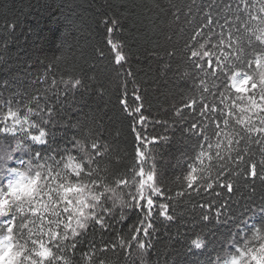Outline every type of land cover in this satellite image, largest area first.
Instances as JSON below:
<instances>
[{"label": "trees", "instance_id": "trees-1", "mask_svg": "<svg viewBox=\"0 0 264 264\" xmlns=\"http://www.w3.org/2000/svg\"><path fill=\"white\" fill-rule=\"evenodd\" d=\"M210 2L218 23L209 32L204 27V16ZM229 2L230 8L225 0H0V127L12 123L11 118L4 121L8 107L5 101L14 100V110L19 105L22 115L23 105L28 103L26 96L44 93L52 98L49 103L56 111L46 129L48 143L33 144L34 151L49 154V147L67 148L70 153L62 152L61 156L66 163H76L80 153L72 149V140L83 141L87 137L89 151L93 141L103 145L100 149L103 157L92 167L101 169L100 176L105 182L121 176L128 178L127 174L139 172V165L145 172L154 171L157 186L165 190L163 196L156 198L151 218L135 202L122 210L118 204L116 219H108L110 229L101 232L97 228L93 232L89 228L87 240L98 247L102 248L104 242L129 241L135 228H147L150 235L141 234L140 240L152 247L147 249L144 264H208L209 260L215 264L218 255L243 248L248 239L246 230L236 227L233 220L259 226L264 183L238 173L247 164H259L264 158L261 151L264 144L247 141L235 144L239 139L236 134L244 135L242 126L235 121L244 113L232 108L234 115L228 117L229 124L225 126L219 109L223 108L226 114L233 96L226 93L228 98L221 105L222 97L211 87V79L197 71L189 59L191 50L200 51L202 44L204 50L219 54L212 45L219 43L222 33L227 35L226 19L232 31L237 26L243 31L247 13L258 14L260 0H252L255 7L249 9H245L241 0ZM241 11L245 15L238 21ZM250 25L256 28L259 21H251ZM108 28L113 31L108 32ZM117 51L125 55L124 61L117 63ZM76 78L82 81L78 89L63 83ZM53 80L58 86L51 84ZM206 88L210 91L206 92ZM193 99L197 103L186 108ZM204 103H216L214 122L201 115ZM192 123L203 126V136L188 131ZM217 124L221 136L212 134ZM200 131L198 127L196 132ZM0 135L9 137L0 143L15 146L11 134ZM252 135L254 139H262L259 134ZM229 141L233 143L229 145ZM245 148L251 151H243ZM238 150L251 159L247 164L241 163L226 181L234 185L229 193L217 186L216 169L224 166L232 171ZM140 151L150 154L147 165L141 164ZM202 152L204 166H213L210 173L213 189L188 192L185 177L191 167L197 166L196 158ZM217 152L223 160L217 159ZM69 154L76 160L68 161ZM21 158L28 157L23 152L14 153L9 167H16L15 159ZM207 179L204 176L197 187L206 188ZM83 182L89 183L86 179ZM124 191L134 192L135 188ZM182 192L188 194L179 195ZM124 199L130 201L131 197L126 195ZM160 204H168L166 212L173 217L171 221L156 214ZM203 215L209 219L202 220ZM198 236L206 248L192 246L191 241ZM82 249L89 251L87 242ZM131 253L135 264H141L136 260V242ZM102 258L106 264H132L120 248Z\"/></svg>", "mask_w": 264, "mask_h": 264}, {"label": "snow or ice", "instance_id": "snow-or-ice-1", "mask_svg": "<svg viewBox=\"0 0 264 264\" xmlns=\"http://www.w3.org/2000/svg\"><path fill=\"white\" fill-rule=\"evenodd\" d=\"M241 3L245 9L255 7L252 0H241ZM225 5L231 7L229 0H225ZM208 7L209 11L204 16L206 22L204 27L210 32L211 26L218 23V17L213 15L211 2ZM239 8L240 5H237L238 10ZM244 15L245 12L241 11L237 20H241ZM247 15L248 19L243 20V31L239 26L232 31L229 20H225V25L229 28L227 35L222 33L219 43L212 45L219 54L216 51L204 50L205 45L202 44L201 50H191L189 57L194 68L211 79V87L216 88L219 96L222 97L219 101L221 105L228 98L226 93L233 96L232 104L226 114L223 108L219 109L223 114V124L225 126L229 124L228 117L234 115L232 108H237L244 113L235 121L242 126L244 133L242 136L239 133L236 134L239 136V139L235 140L237 145L243 141L264 144V0H260L257 15H253L250 11ZM251 21H259V25L253 28L250 25ZM107 31L112 32L113 29L108 28ZM109 43L111 44L112 41ZM113 47L115 48V45ZM115 59L119 63L125 60V55L117 51ZM63 83L77 89L82 85V81L78 78L63 81ZM200 83L204 84L205 81L201 79ZM51 84L58 86L55 80ZM205 91L210 89L206 88ZM26 99L28 103L23 105L25 111L22 115L19 112V105H15L14 110V100L4 102L8 105L4 121L11 118L12 123L10 125L4 123V126L0 127V134H11L10 138L15 140V146L0 143V253H11L8 264H106L102 257L120 248L123 254L132 260V264H135L131 249L133 242H136L138 249L136 260L144 264L147 249L152 247L150 243L140 240L141 234L145 237L150 235L147 228H135L129 241L121 240L119 244L104 242L102 248L93 241L87 240V236L89 228L93 229V232L97 228L103 232L112 227L108 219H116L114 213L118 204L122 210L134 206L133 202H135V206L146 211L151 218L157 203L156 198L165 193L164 189L157 186L156 173L151 170L145 172L144 167L137 165L138 173H129L128 178L121 176L119 179L105 182L100 176L101 169L92 167L93 164H97L98 159H102L103 153L100 149L103 145L93 141L89 151L87 137L83 141L75 138L72 140V149L80 153L79 161L76 163H66L61 156L62 152L70 153L67 148L49 147V154L34 151L33 144L48 143L46 137L49 136V132L46 129L52 124L56 109L49 103L52 98L44 93L28 95ZM196 103L193 99L185 107L192 108ZM200 112L210 122H214L212 114L217 112V105L204 103ZM177 114L179 115V111ZM198 127H201L199 133L196 132ZM219 128L220 125L217 124V130L212 134L221 136L222 132ZM188 131L193 135L203 136L204 134L203 126L197 123H192ZM253 133L259 134L262 139H254ZM7 139H9L8 136L0 135V140ZM232 143L229 141V145ZM216 147L218 149L220 145L217 144ZM210 148L211 145H209ZM243 151L251 150L245 148ZM17 152H23L28 158L17 161L20 167H9L8 162L14 159V153ZM203 155L202 152L197 156L196 160L199 163L196 167H191L185 177L188 192L213 189V184L210 182L213 166H204L201 159ZM57 156L61 158L58 160ZM139 156L141 164L147 165L150 154L140 151ZM216 156L218 160L224 159L219 152ZM209 159L211 160V157ZM249 159L251 156L246 158L238 150L234 157L235 168L232 171H227L224 166L216 169L217 186L226 188L231 193L234 185L226 181L232 177L241 163L247 164ZM73 160L76 158L69 154L68 161ZM85 168L88 169L86 173ZM258 168L261 171L258 172ZM226 171L227 175H225ZM238 175L253 180L258 178L261 183H264V158L259 164L256 162L247 164L244 171ZM204 176L209 177L204 180L206 188L203 186L198 188ZM85 179L89 181L88 184L83 182ZM129 188H135V191H124ZM188 192H182L179 195H187ZM126 195L131 197L130 201L124 199ZM59 205L62 207H58ZM207 207L211 208L212 205ZM224 207L221 206L222 209ZM167 208L168 204H160L156 214L165 216L171 221L173 217L167 214ZM220 214L221 212L218 211L217 215ZM120 219H124L123 214ZM208 219L207 215L202 216V220ZM143 223L144 221H141V224ZM232 223L246 230L248 239L243 248L218 255L215 264H264V208L259 213V226L257 223L249 226L246 222L240 223L236 220ZM151 226L150 223L149 228ZM85 242L89 246L88 252H83L82 249ZM191 243L196 249L207 247L199 236ZM77 253L80 255L77 256ZM208 264H212V261L209 260Z\"/></svg>", "mask_w": 264, "mask_h": 264}, {"label": "rangeland", "instance_id": "rangeland-1", "mask_svg": "<svg viewBox=\"0 0 264 264\" xmlns=\"http://www.w3.org/2000/svg\"><path fill=\"white\" fill-rule=\"evenodd\" d=\"M17 161H18V159H15L14 163L17 166H19ZM10 254H11L10 252H8V253H0V264H8V259H9Z\"/></svg>", "mask_w": 264, "mask_h": 264}]
</instances>
